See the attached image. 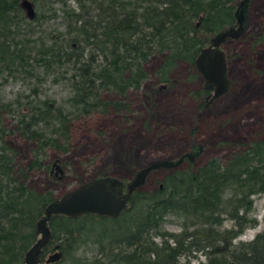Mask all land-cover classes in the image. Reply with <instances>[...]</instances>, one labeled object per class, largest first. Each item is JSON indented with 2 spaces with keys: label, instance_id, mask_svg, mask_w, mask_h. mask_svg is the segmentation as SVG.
<instances>
[{
  "label": "trees",
  "instance_id": "obj_1",
  "mask_svg": "<svg viewBox=\"0 0 264 264\" xmlns=\"http://www.w3.org/2000/svg\"><path fill=\"white\" fill-rule=\"evenodd\" d=\"M29 1L35 10L32 18L21 0H0V76L24 70L31 56L47 68L72 63L66 77L72 91L68 100L79 114L126 107L128 90L148 76L145 65L156 52L162 54L155 71L159 84L172 81L170 73L181 62L197 69L196 58L211 36L237 27L239 16L238 34L243 31L249 4V0H75L76 8L63 7L69 35L60 44H46L29 37L32 23L55 16L49 3L64 0ZM105 92L114 97H104ZM196 93L206 101L209 89L202 85ZM64 111L48 100L18 111L21 134L37 143L25 165L3 141L6 126L0 118V264H26V253L40 235L37 224L57 198L52 190L30 187L26 177L30 169L47 166L40 157L45 148H67ZM48 126L51 129L46 130ZM201 151L199 144L193 145L189 152L194 158L185 157L186 166L165 168L154 187L135 189L128 208L116 217L90 212L52 215L47 222L50 238L37 264H189L196 252L205 257L200 264H264V228L249 240L234 242L255 223L248 216L251 195L264 192V138L232 152L223 162L213 157L196 165ZM168 212L183 217L180 230L161 229ZM224 216L232 221L230 227L222 228ZM53 254L54 260H47Z\"/></svg>",
  "mask_w": 264,
  "mask_h": 264
},
{
  "label": "rangeland",
  "instance_id": "obj_2",
  "mask_svg": "<svg viewBox=\"0 0 264 264\" xmlns=\"http://www.w3.org/2000/svg\"><path fill=\"white\" fill-rule=\"evenodd\" d=\"M62 4L49 3L56 15L35 20L31 39L60 44L69 35L63 7L76 8V1L64 0ZM220 48L224 51L230 85L209 102L196 93L205 81L204 76L186 62L171 71L172 81L159 84L155 75L162 60L159 52L150 57L145 65L148 76L139 87L128 90L126 107L119 110L79 114L73 109L68 100L71 86L66 78L72 63L47 68L44 61L31 56L24 70L0 76V102L5 104L0 106V118L6 126L3 141L15 150L19 163L25 165L30 161L37 143L21 134L16 122L18 111L48 100L64 107L67 113V148L49 147L40 154L47 166L57 158L66 170L65 175H55L47 166L36 167L27 172V184L39 191L52 190L60 197L70 188L100 175L108 163L110 174L126 181L140 167L176 159L196 144L202 147L194 160L198 165L213 157L223 162L232 152L264 138V0H249L243 31L221 42ZM103 96L114 97L106 92ZM179 164L186 166L187 160ZM165 168L151 169L140 187H154ZM251 198L248 216L255 223L246 227L234 242L249 240L264 228V192ZM183 223L181 215L168 212L160 226L163 230L178 231ZM231 225L232 221L224 216L222 228ZM204 259L203 254L196 252L190 256L189 264H200Z\"/></svg>",
  "mask_w": 264,
  "mask_h": 264
},
{
  "label": "water",
  "instance_id": "obj_3",
  "mask_svg": "<svg viewBox=\"0 0 264 264\" xmlns=\"http://www.w3.org/2000/svg\"><path fill=\"white\" fill-rule=\"evenodd\" d=\"M21 5L25 8L29 17L32 18L35 15L34 7L29 0H21ZM241 25L242 21L239 16L237 27H230L211 36L209 43L201 49L196 58V68L205 78L203 85L209 89L206 102L215 99L229 88L230 81L226 74L224 51L220 48V44L227 37L236 36L241 29ZM185 157L189 160L194 158L188 151L176 159L156 161L137 169L127 182L110 174L111 164L108 163L100 175L67 190L47 205L43 218L37 224L36 232L40 235L26 253V264L38 263L42 247L46 245L50 238V229L47 222L52 215L65 214L76 217L90 212L93 215L116 217L121 211L128 208L130 195L141 186L145 176L151 169L175 167ZM53 255H49L47 260H54L56 256Z\"/></svg>",
  "mask_w": 264,
  "mask_h": 264
},
{
  "label": "flooded vegetation",
  "instance_id": "obj_4",
  "mask_svg": "<svg viewBox=\"0 0 264 264\" xmlns=\"http://www.w3.org/2000/svg\"><path fill=\"white\" fill-rule=\"evenodd\" d=\"M57 158H55L49 167V171L53 172L55 175H60V173H63L64 169L62 168V166H60V164L58 163V161H55ZM102 173V172H101ZM62 176V175H61ZM128 180L124 181L127 182Z\"/></svg>",
  "mask_w": 264,
  "mask_h": 264
}]
</instances>
